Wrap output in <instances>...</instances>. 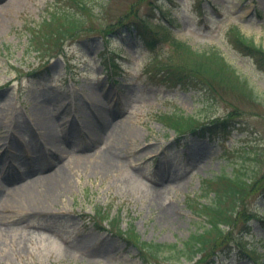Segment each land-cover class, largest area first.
Returning a JSON list of instances; mask_svg holds the SVG:
<instances>
[{
  "label": "rangeland",
  "instance_id": "rangeland-1",
  "mask_svg": "<svg viewBox=\"0 0 264 264\" xmlns=\"http://www.w3.org/2000/svg\"><path fill=\"white\" fill-rule=\"evenodd\" d=\"M84 2L0 0V264H141L135 245L96 225V209L143 239L182 244L208 226L195 210L225 188L216 178L236 174L244 193L208 252L212 264H264V64L231 41L238 28L264 51V0ZM63 9L82 28L37 51L31 26ZM131 19L154 28L157 43L122 27ZM173 37L230 69L211 65L209 85L155 74ZM171 111L209 130L177 135L159 115ZM26 180H37V204L12 191ZM198 258L154 264H210Z\"/></svg>",
  "mask_w": 264,
  "mask_h": 264
},
{
  "label": "trees",
  "instance_id": "trees-1",
  "mask_svg": "<svg viewBox=\"0 0 264 264\" xmlns=\"http://www.w3.org/2000/svg\"><path fill=\"white\" fill-rule=\"evenodd\" d=\"M67 1L81 9H87V4L84 0ZM83 22L84 18L76 15L75 12L69 9H63L61 11L55 10L42 20L41 25L31 26L33 33L30 43L33 45L39 43L41 45V47L36 48L37 51L47 47L50 48V46L55 47L57 44H62L64 40L75 35L82 28ZM143 23V20L131 19L130 22L123 21L122 27H125L131 33L133 32L143 42L155 45L160 38H153V40H150L151 32L155 33V30L146 25V23ZM169 31L170 30H168V33L170 35L171 32ZM234 31L235 33L234 35L232 34L231 41L233 40L235 47L246 49L249 54H256L262 64H264V51L256 46L250 37L241 33L238 28ZM110 33L111 32L105 34V40L108 44L112 39ZM170 42H172L171 44L174 46V53L172 57H168L166 60H156L155 74L164 73L166 80L175 85L207 83L206 76L212 71L211 65L218 67L217 72L219 75L225 74V72L230 69L229 64H227L217 52L199 53L195 51L189 43L175 37L171 38ZM109 59V66L114 70L117 63L111 56H109ZM236 77H239L242 82L247 83L239 75H236ZM159 115L165 123H169V127L175 129L177 134H183L186 130L196 133L199 132V130H209V124H197L193 116H185L178 112L161 113ZM222 122L223 121L216 122L215 124L217 125ZM223 178L228 179L224 181L226 182L225 188L223 190H214V201L210 204L199 202L196 205L197 210L195 211L200 214H205L209 222L208 226H205L201 231L191 234L182 244L179 242H160L143 239L136 231L134 225L124 230L122 228L121 218L111 214V212L104 207L96 209L94 221L96 225H99L102 229L122 235L128 243L135 245L140 252L141 264H154L163 259L177 261L189 259L194 261L197 257L199 258L195 260V263L202 261L209 263L214 258V255H216V252L214 250L209 254L208 250L219 237L226 234L227 227L231 225L229 218L235 214L237 202L244 193V184L247 183L239 174L218 176L216 179L219 180ZM230 197L232 202L230 206H227L226 203Z\"/></svg>",
  "mask_w": 264,
  "mask_h": 264
},
{
  "label": "bare ground",
  "instance_id": "bare-ground-1",
  "mask_svg": "<svg viewBox=\"0 0 264 264\" xmlns=\"http://www.w3.org/2000/svg\"><path fill=\"white\" fill-rule=\"evenodd\" d=\"M104 162H105V165L104 166L102 165V167L104 168V170H109L112 167L114 161H113L112 157H110V158H107V160H105ZM61 172L62 171H61L60 167L55 170V176H57L56 180L64 179V176H62V178L60 176ZM49 180L53 181V179H51V178H49ZM36 182H37V180H26V182L24 184L14 186L15 189H13L12 191L18 192L19 195L23 196V198L28 202L29 205L37 204V201H36L37 193L33 191L34 189L32 187L34 184H37ZM48 189L49 188H46L45 191H47ZM37 191L43 192L42 189H39Z\"/></svg>",
  "mask_w": 264,
  "mask_h": 264
}]
</instances>
